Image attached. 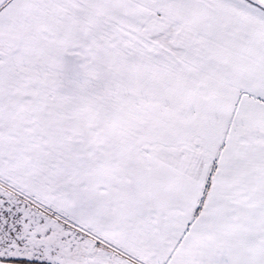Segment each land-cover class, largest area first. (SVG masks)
<instances>
[{
    "label": "snow or ice",
    "instance_id": "1",
    "mask_svg": "<svg viewBox=\"0 0 264 264\" xmlns=\"http://www.w3.org/2000/svg\"><path fill=\"white\" fill-rule=\"evenodd\" d=\"M0 264H264V0H0Z\"/></svg>",
    "mask_w": 264,
    "mask_h": 264
}]
</instances>
